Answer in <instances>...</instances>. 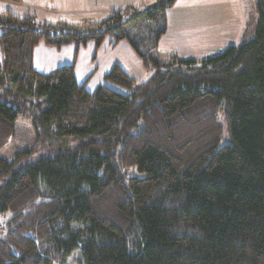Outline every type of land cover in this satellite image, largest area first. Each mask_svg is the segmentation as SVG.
<instances>
[{
  "label": "trees",
  "instance_id": "1",
  "mask_svg": "<svg viewBox=\"0 0 264 264\" xmlns=\"http://www.w3.org/2000/svg\"><path fill=\"white\" fill-rule=\"evenodd\" d=\"M176 2L80 23L0 11V152L19 115L58 148L18 168L0 159V264H66L76 252L81 264H264V0L249 42L163 64L151 48ZM109 36L155 74L137 83L116 64L105 78L126 92H91L75 64L35 66L42 43L77 55Z\"/></svg>",
  "mask_w": 264,
  "mask_h": 264
},
{
  "label": "rangeland",
  "instance_id": "2",
  "mask_svg": "<svg viewBox=\"0 0 264 264\" xmlns=\"http://www.w3.org/2000/svg\"><path fill=\"white\" fill-rule=\"evenodd\" d=\"M75 1L0 0V9L11 10L18 16L34 13L41 23L53 22L49 19L58 20L55 17L60 16L69 19L67 20L69 22L80 23L81 17L95 15L97 21L109 18L114 13L113 4L118 5L116 10H124L128 5H135L134 7L140 10L137 13L141 14L147 6L154 4L157 0H144L139 4H131L126 0H117L118 2L84 0L82 9H72L74 5L79 4ZM106 3L111 4H108L110 5L108 7ZM166 16L167 32L160 39L158 49L151 48L157 30V26L151 24L141 32L148 41V45H143L142 50L148 52V46L151 52L158 50L163 64L172 61L173 54L181 59L202 61L221 53L230 46H240L255 37L258 22L257 0H177L175 5L167 10ZM132 29V25L128 26L127 32ZM36 52L37 66L41 60L48 63L59 58L50 66L49 71L75 64L77 81L80 84L86 83L91 92L102 85L126 92L123 87L105 78L116 64L120 65L137 83L148 81L156 72L151 61L149 68L144 65L128 39L116 43L111 36L107 37L100 46L93 41L88 43L78 50L77 55L76 46L73 44L56 48L42 43L36 48ZM220 119L223 121L222 116ZM83 141L84 138H75L70 141V145ZM57 149L48 140L38 136L29 116L19 115L16 120L15 134L0 152V159L14 160L15 168H18L25 163L54 155ZM6 179V176L0 178V182ZM66 264H81L80 254L74 253Z\"/></svg>",
  "mask_w": 264,
  "mask_h": 264
},
{
  "label": "crops",
  "instance_id": "3",
  "mask_svg": "<svg viewBox=\"0 0 264 264\" xmlns=\"http://www.w3.org/2000/svg\"><path fill=\"white\" fill-rule=\"evenodd\" d=\"M85 1H89V0H85ZM105 1H107V2H109V0H105ZM128 3H131V4H139L140 2H143L144 0H126ZM75 2H78L79 4L78 5H74V7L72 8V9H82V4L84 3V0H76ZM112 2H118L117 0H112ZM108 4H111V3H106V5L109 7L110 5H108ZM86 5V4H85ZM117 6L118 5H116V4H113V8H114V10H116V8H117ZM129 6V5H128ZM135 6V5H134ZM103 8H106V7H103ZM3 10H7V9H0V11H3ZM55 18H57L58 20H61V19H65V20H69V19H67V18H65V17H63V16H60V17H55ZM85 18V19H84ZM81 20H79V22H83V21H93V22H95V21H97V19H96V17H95V15H93V16H91V17H81L80 18ZM49 20H52L53 22L54 21H57V20H54L53 18L52 19H49ZM36 58H37V52H36V50H35V66H36V68L39 70V71H41V72H52V71H49V70H51V69H49V68H51L50 66H52L54 63H56L57 61H58V59L57 60H55L54 62H46V61H43V60H41L40 61V63H38V66H37V60H36Z\"/></svg>",
  "mask_w": 264,
  "mask_h": 264
},
{
  "label": "water",
  "instance_id": "4",
  "mask_svg": "<svg viewBox=\"0 0 264 264\" xmlns=\"http://www.w3.org/2000/svg\"><path fill=\"white\" fill-rule=\"evenodd\" d=\"M142 13V12H141Z\"/></svg>",
  "mask_w": 264,
  "mask_h": 264
}]
</instances>
